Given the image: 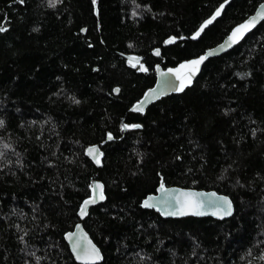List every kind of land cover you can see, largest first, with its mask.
<instances>
[{
	"label": "trees",
	"instance_id": "16d2710c",
	"mask_svg": "<svg viewBox=\"0 0 264 264\" xmlns=\"http://www.w3.org/2000/svg\"><path fill=\"white\" fill-rule=\"evenodd\" d=\"M263 1L0 0V264H77L64 235L94 180L106 201L82 226L99 264H264V21L182 94L129 112L157 64L217 46ZM160 185L227 196L234 215L162 219L141 207Z\"/></svg>",
	"mask_w": 264,
	"mask_h": 264
},
{
	"label": "water",
	"instance_id": "95a60500",
	"mask_svg": "<svg viewBox=\"0 0 264 264\" xmlns=\"http://www.w3.org/2000/svg\"><path fill=\"white\" fill-rule=\"evenodd\" d=\"M94 4L96 7V0ZM258 12L261 13L259 17H257ZM253 17H257L254 22H252ZM263 21L264 1L251 16L235 26L228 36L217 46L206 50L195 58L181 62L175 67L164 69L161 64H157L155 66L156 80L154 85L144 92L142 97L130 108L129 112L143 115L151 105L171 95L182 94L185 90L192 87L200 75L203 66L209 60L231 51ZM0 28H3V26ZM82 33L84 34L85 31L82 30ZM152 54L154 57L159 58L160 50L156 49ZM201 57H204V59L201 60ZM124 59L131 66H143L142 59L138 56L126 55ZM194 61L196 63H192ZM117 89L115 88L113 91L116 96L119 94V91H116ZM133 109L139 110L134 111ZM126 130L127 127H123V131ZM112 139L111 135H107L106 142L109 143ZM90 149H92L91 153L89 152ZM86 155L97 167H100V159L103 153L98 145L89 147L86 150ZM85 201L90 202L85 204ZM105 201L103 184L100 181H92L90 196L81 203L78 211L80 222L75 226L73 231L64 235V240L77 264H99L103 260L101 251L84 230L82 223L87 218L90 209L104 204ZM145 202H147L148 206H145ZM141 207L144 210L156 212L162 219L211 218L217 221H225L234 215V205L227 196L217 194L214 191H198L179 187H166L164 185H160L156 189L155 194L148 195L143 199ZM82 208L84 209L83 214Z\"/></svg>",
	"mask_w": 264,
	"mask_h": 264
},
{
	"label": "snow or ice",
	"instance_id": "6c2138e0",
	"mask_svg": "<svg viewBox=\"0 0 264 264\" xmlns=\"http://www.w3.org/2000/svg\"><path fill=\"white\" fill-rule=\"evenodd\" d=\"M260 15H261V13L258 12V13H257V17H259ZM257 17H253V18H252V22H254V21L257 19ZM208 23H211V20L206 21V22H205V25H207ZM241 27H244V26H241ZM202 29H203V26H202L201 30H202ZM3 30H4L3 28H0V31H3ZM198 34H199V33H197V35H198ZM193 38H195V37H193ZM200 59L203 60L204 57H201ZM192 63H196V62L194 61V62H192ZM116 91H119V90L117 89ZM133 110L135 111V110H139V109H133ZM0 124H2V122H0ZM124 127H128V126L125 125ZM135 127H139V126L137 125V126H135ZM89 152L91 153V152H92V149H90ZM89 202H90V201H85V204H88ZM145 206H148L147 202H145ZM83 212H84V209L82 208V214H83Z\"/></svg>",
	"mask_w": 264,
	"mask_h": 264
}]
</instances>
